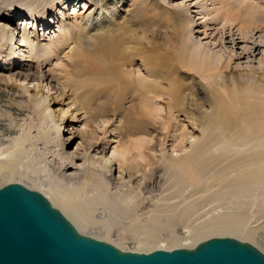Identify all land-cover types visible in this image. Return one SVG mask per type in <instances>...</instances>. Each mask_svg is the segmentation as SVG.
<instances>
[{
  "label": "rangeland",
  "instance_id": "rangeland-1",
  "mask_svg": "<svg viewBox=\"0 0 264 264\" xmlns=\"http://www.w3.org/2000/svg\"><path fill=\"white\" fill-rule=\"evenodd\" d=\"M218 3L0 0V123L12 121L16 129L19 124L30 132L25 150L30 151L32 163L29 159L25 163L35 166L38 162L36 170L45 166L41 161L50 162L63 154L74 163L69 168L73 171L84 163L99 169L103 160L112 167L111 178L119 186L129 178L124 166L133 163L143 168L150 162L154 173L163 151L166 156L180 157L205 147L212 138L206 136L208 129L219 143L239 148L249 141L264 142V27L259 24L245 30L240 24L246 14L264 13V0H224L237 13L234 21L214 12ZM19 50L24 57H19ZM79 54L87 59L85 64L80 63ZM174 91L178 96L170 106ZM141 154L152 161L139 162ZM120 162L125 164L121 169ZM164 166L157 174L170 182L173 173ZM143 173L131 180L132 188L140 193L131 211L139 215L152 209L157 196L149 190L151 181L141 180ZM6 178H0V185ZM235 204L224 198L203 204L204 208L192 210L187 223L200 224L230 209L248 211L242 221L257 229L254 243L264 249V213L247 203ZM93 210L96 221L87 233L106 236L102 227L110 214L111 219L116 217L109 235L112 241L127 238L129 250L141 246L133 232L123 235V225L130 218H120L101 205ZM176 230L183 244L191 242L186 224L180 223ZM165 232L161 235L166 236ZM210 233L199 242L215 235ZM163 236L158 244L167 247L170 240Z\"/></svg>",
  "mask_w": 264,
  "mask_h": 264
},
{
  "label": "bare ground",
  "instance_id": "bare-ground-1",
  "mask_svg": "<svg viewBox=\"0 0 264 264\" xmlns=\"http://www.w3.org/2000/svg\"><path fill=\"white\" fill-rule=\"evenodd\" d=\"M218 1L220 6L214 10L218 16L222 14L225 19L227 18L231 21L238 19L236 16L237 13H232V11L227 8L228 6L224 4V0ZM243 18L246 24L244 22L240 24L243 25L242 27L245 30L246 28L249 30L250 27L255 28L259 24H262V27H264V22L260 23L261 20H264V13L262 11L255 14H246L242 19ZM256 22L259 23L256 24ZM248 33H250V31ZM34 46L35 43H33L31 48ZM20 51L22 50L18 52ZM20 53L19 57H24V53ZM78 57L81 64L87 62L84 55L79 54ZM64 81L67 82L68 80ZM151 86H153V84H151ZM175 96H178L176 91L172 92L170 95V106H173ZM17 126L18 128L16 129L12 121L7 124L3 122L0 123V178L4 180V177H7L6 179H8L6 182L3 181V185L9 182H21L32 189L41 191L49 198L54 206L58 207L66 214L82 233L107 240L120 248L129 250L125 248L124 240L127 238L123 239L122 236H120L122 239L116 242L112 241L109 237L112 226L115 223L114 221H116V217L114 220L111 219L113 215L110 216L109 214V218H111L104 220L105 226L102 227L104 230L101 232L106 234V236L98 233L97 235L94 233V235L93 233L86 232L90 227H94L92 225H94L96 221L93 216V211L96 210L93 209L101 205L108 208V210L110 209L114 215L120 218H127V220L130 218L125 226L122 221L124 227L122 230L123 232H133L139 246L145 247L146 250L150 248L147 247L150 245H155V249L164 248L170 250L179 245L180 247L192 248L201 238L203 239V237L207 236L206 232L210 235V231L213 234L215 233L214 236H225L219 235L218 232H220V234L226 232L232 236L235 235L234 237L238 236L237 238L242 236L239 239L250 241L255 244L254 241H256V235L258 233L257 229H251L243 223V221L246 220L242 221L246 213H249L248 211L243 213V210L238 211L237 209H230L226 213L213 215L210 218L207 217L208 219L202 221L200 224L197 223L198 225H192L193 223L190 224L187 222L192 219L193 209L197 208L200 210L203 204H208L209 206V202L221 201V198L235 201L236 206H240L238 205L239 203L245 204L244 206H246L247 203L264 213V142L262 141H249L239 148L231 146L228 143H219L220 140L218 141V139L214 137V131L208 129L206 136L212 138H210L208 142H206L207 140L205 141V147L199 148L195 152L184 154L180 157H174L169 154L166 156L163 151V156L159 157L161 159L160 166L161 164L165 165L166 168L173 173V179L170 182L162 181V176L157 174V169H160L158 164L159 168H155L156 170L153 169V173L151 171L152 167L150 168V164L153 165V163L149 162L151 159L146 161L148 157L141 154L139 155L141 161L138 158L139 162L142 163L143 161V164L145 163L144 161H146L145 164L149 162L147 165L142 164L143 168L139 165L141 169H139L138 166H134L133 163L127 166H124L125 164H121V162L119 163L120 169L123 166L124 168L127 167L129 178L125 181L126 183H122L118 186L111 178L112 167L103 160H101L103 164H97L99 169L93 166V168H89V166H86L87 163H84L81 165L82 168L71 171L69 168L74 163L64 158L63 154H57L59 158L55 159L53 157L54 159H51L50 162L40 160L41 162L39 164L44 163L45 166L40 168L39 165L38 169L34 170L35 167L38 166L37 161L39 160L34 158L37 160V163H35V166L34 164L31 165L30 163L32 162L29 159L31 158V153L25 150V147H28L25 143L31 139V134L27 129L22 130L21 125L18 124ZM92 146L93 144H90V148ZM199 150H201L200 154H198ZM123 156L122 158H125V160L128 159L127 154ZM28 159L30 163L28 164L27 162L26 164L25 162L28 161ZM92 162L96 163L97 161ZM148 165L149 168H147ZM24 169H26L25 172L23 171ZM39 171L42 172V175H38ZM145 171L152 172L154 176H149ZM29 172L36 173L35 175L37 176H32ZM140 172H144L141 180L149 179L151 181L149 186L151 189L149 190L153 192V197L157 195V200L155 197V203L154 205L152 204V209H148L149 211L146 210L148 212L143 215H141L142 213L140 215L137 214L136 210H134L136 213H132L131 211V206L137 203L135 200L137 198L138 200L140 199V193L132 188L131 180L133 175ZM114 187L119 189L113 191ZM215 187L218 188L217 191H215ZM222 190L224 191L220 193V196H215L216 192ZM155 191L156 195L154 194ZM208 192L211 193L208 194ZM196 194H200L197 199H191ZM153 200L154 199H152V201ZM248 200H250V202ZM222 203L223 202H221V204ZM221 204L218 205V208L219 206L222 207L223 204ZM244 206L242 207L244 208ZM213 207L214 206H212V208ZM247 208L250 209L248 206L246 209ZM134 209H136L135 206ZM252 209L255 210L254 208ZM204 212H206V210H204L203 213ZM251 213L252 212H250V214ZM254 214L255 213H253V215ZM194 220L197 219L194 218ZM194 220L191 221L194 222ZM180 223L186 224L187 228L189 227L187 240L189 238L191 240L190 243L184 241L185 243L183 244V241L181 242V236L176 230V227H178ZM262 228H264V224ZM163 231H166V234H164L166 236L161 235ZM123 235H126V233ZM161 236L167 237L168 242L170 240V243L166 245L167 247L158 244V242L161 241ZM141 246L138 247V249L132 248L130 250L142 252L145 249ZM259 248L262 249L263 247ZM262 250L264 251V249ZM144 252L149 251L147 250Z\"/></svg>",
  "mask_w": 264,
  "mask_h": 264
},
{
  "label": "water",
  "instance_id": "water-1",
  "mask_svg": "<svg viewBox=\"0 0 264 264\" xmlns=\"http://www.w3.org/2000/svg\"><path fill=\"white\" fill-rule=\"evenodd\" d=\"M0 264H264V251L229 235L192 248L125 250L80 232L41 191L9 182L0 186Z\"/></svg>",
  "mask_w": 264,
  "mask_h": 264
}]
</instances>
